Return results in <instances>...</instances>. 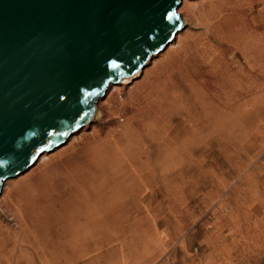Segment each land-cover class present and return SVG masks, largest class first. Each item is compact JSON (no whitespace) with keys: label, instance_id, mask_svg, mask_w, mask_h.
<instances>
[{"label":"rangeland","instance_id":"rangeland-1","mask_svg":"<svg viewBox=\"0 0 264 264\" xmlns=\"http://www.w3.org/2000/svg\"><path fill=\"white\" fill-rule=\"evenodd\" d=\"M189 5V11L184 2L179 7L184 24L177 38L175 35L164 51L153 56L133 81L111 84L98 99L97 108L103 110L104 120L112 119V127L128 116L144 129L152 122L151 134L146 138L145 130L140 139L143 153L151 145L158 146L156 142L170 132L189 140L187 152L194 160L183 177L181 165L173 163L176 175L169 183L157 172V211L153 216L143 206L138 215L123 210L118 213L126 222L120 241L102 249L94 241L91 259L77 253L73 264H264V86L260 82L264 65L251 75L248 71V83L253 82L249 86L251 100L246 104L251 113L246 117L241 112L233 119L234 131L204 129L201 107L194 98L184 114L169 118L162 110L168 71L191 37L205 34L207 26L218 36L221 72L230 68L233 73L248 66L255 46L264 47V19L259 20V26L250 17L252 11L264 6V0H194ZM191 12L210 17L206 23L198 22ZM255 57L259 66L261 57L256 53ZM200 61L198 69L206 74L208 59ZM188 76L183 84L190 91ZM100 122L94 117L61 147L46 152V159L42 155L26 174L7 181L2 190L0 197L6 204L11 198L31 194L27 209L43 215L44 246L52 244L49 239L62 233L68 222L79 220L87 202L96 198L95 193L74 198L70 191L92 160L91 136ZM109 234L115 237L114 227Z\"/></svg>","mask_w":264,"mask_h":264},{"label":"water","instance_id":"water-1","mask_svg":"<svg viewBox=\"0 0 264 264\" xmlns=\"http://www.w3.org/2000/svg\"><path fill=\"white\" fill-rule=\"evenodd\" d=\"M183 0H0V194L183 27Z\"/></svg>","mask_w":264,"mask_h":264},{"label":"bare ground","instance_id":"bare-ground-1","mask_svg":"<svg viewBox=\"0 0 264 264\" xmlns=\"http://www.w3.org/2000/svg\"><path fill=\"white\" fill-rule=\"evenodd\" d=\"M193 1L183 0L188 11L191 9L189 4ZM177 11L179 13V9ZM193 14L196 20L202 23H206L205 19L210 17L209 15L207 17L206 13L191 12V15ZM250 17L252 20L256 19L255 24L260 26L261 24L258 23L260 19H264V6L257 12L252 11ZM219 47L216 31L212 26L210 28L207 26L205 34L191 37L186 46L179 51L173 68L168 71L163 81L164 115L172 118L174 115L186 113L192 98L201 107L200 118L203 121V128L212 127L213 132L222 129L234 131L236 125L233 119L236 120L241 112H243L242 116L250 115L251 110L247 108L246 102L251 100L249 86L253 81L248 82L251 72L264 65V47L255 46L252 59L248 60V66H245L246 68L240 66L239 70L233 73L230 68H227L225 73L221 72L218 61L221 51ZM162 51L155 55H159ZM255 53L261 57L262 63L259 66L256 61L254 62ZM206 59L209 69L203 74L198 67L200 60L205 62ZM143 67L122 82L133 81L143 71ZM190 73L193 75L188 76ZM185 76L191 80L190 91L183 84ZM260 82L264 86V75L261 76ZM208 93L209 98H206ZM241 102L245 105L244 108ZM103 116V110L97 108L94 117L101 122L98 130L91 136L92 160L70 191V194L73 193V197L78 199L95 193V200L87 202L88 208L79 213V220L72 224L68 222L62 233L58 232L56 237L49 239L52 244L44 246L43 215L27 209L31 194L11 198L9 204L0 197V264H73L78 257L77 253L90 260V246L94 241L100 244L101 249L120 241L126 222L118 213L128 209L138 215L143 206L151 216L155 214L157 207L154 204V196L157 190L154 187V179L157 172L165 182L169 183L176 175L171 169L173 163L178 162L181 165L180 176L183 177L187 166L194 160L187 152L189 140L184 137L181 139L169 132L156 142L158 146L151 145L143 153L140 139L143 138L142 134L145 130H147L146 138L151 134L154 128L152 122H149L144 129L141 125L137 126L130 121L128 116L119 125L112 127V119L104 120ZM92 120L76 131L79 132L90 125ZM76 131L71 133L64 143ZM213 145L217 146L218 142ZM47 156L45 152L42 159H46ZM24 173L26 174L23 172L14 179ZM12 222L15 225H11ZM111 227L116 230L115 237L109 234Z\"/></svg>","mask_w":264,"mask_h":264}]
</instances>
